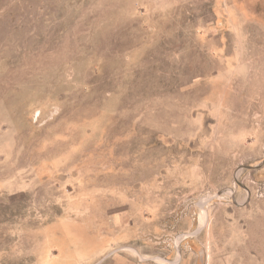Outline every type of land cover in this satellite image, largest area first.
<instances>
[{
    "label": "rangeland",
    "instance_id": "374dc122",
    "mask_svg": "<svg viewBox=\"0 0 264 264\" xmlns=\"http://www.w3.org/2000/svg\"><path fill=\"white\" fill-rule=\"evenodd\" d=\"M0 264H264V0H0Z\"/></svg>",
    "mask_w": 264,
    "mask_h": 264
}]
</instances>
